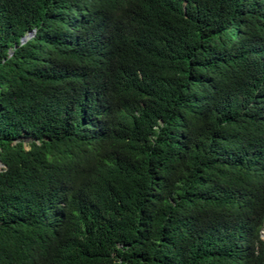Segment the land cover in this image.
I'll use <instances>...</instances> for the list:
<instances>
[{"label": "trees", "instance_id": "16d2710c", "mask_svg": "<svg viewBox=\"0 0 264 264\" xmlns=\"http://www.w3.org/2000/svg\"><path fill=\"white\" fill-rule=\"evenodd\" d=\"M0 164V264H264V0H0Z\"/></svg>", "mask_w": 264, "mask_h": 264}, {"label": "water", "instance_id": "95a60500", "mask_svg": "<svg viewBox=\"0 0 264 264\" xmlns=\"http://www.w3.org/2000/svg\"><path fill=\"white\" fill-rule=\"evenodd\" d=\"M31 32L26 33L20 40H19V44L23 43L27 38H29L31 36ZM15 47V46H13ZM8 55H10V51L8 52ZM2 167V165L0 164V168ZM259 237L260 239L264 242V232H260L259 233Z\"/></svg>", "mask_w": 264, "mask_h": 264}, {"label": "rangeland", "instance_id": "374dc122", "mask_svg": "<svg viewBox=\"0 0 264 264\" xmlns=\"http://www.w3.org/2000/svg\"><path fill=\"white\" fill-rule=\"evenodd\" d=\"M260 232H264V228H263V230H261Z\"/></svg>", "mask_w": 264, "mask_h": 264}]
</instances>
